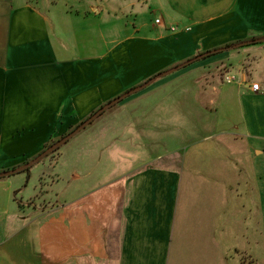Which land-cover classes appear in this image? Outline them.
Returning a JSON list of instances; mask_svg holds the SVG:
<instances>
[{
  "label": "crops",
  "instance_id": "0c3cea01",
  "mask_svg": "<svg viewBox=\"0 0 264 264\" xmlns=\"http://www.w3.org/2000/svg\"><path fill=\"white\" fill-rule=\"evenodd\" d=\"M168 4L166 18L176 22V32L166 34L162 29L154 36H128L115 44L112 52L126 50L129 65L135 67L125 71L124 66L110 68L106 46L92 55L86 30L91 32L92 13L102 14L103 7L90 6L82 12L72 10L69 0H0V172L23 165H13L15 157L4 154L31 148L40 133L45 137L41 135L39 146L66 133L67 127L84 122L135 86L137 76L139 81H149L203 53L264 37V0H168ZM229 51L174 72H180L178 77L158 82L173 73L157 78L152 83L157 84L121 106L127 109L193 72L201 73L202 82L221 74L223 68L232 70L234 57L241 56L239 85L226 83L218 89V104L230 125L199 140L192 133L191 144L183 152L178 147L139 166L122 165L115 176L111 173L112 179L98 184L90 179L92 169L86 168L84 192L51 210L48 238L40 223L39 213L44 210L34 201L28 209L35 217L8 235L14 218L25 215V206L11 214L7 205L11 199L0 183L1 261L247 264L251 245L237 240L238 234L251 231L254 192L260 194L259 211L264 214V45ZM213 66L216 74L211 72ZM113 80L116 83L109 85ZM254 82L260 83V91L252 90ZM71 111L77 115L68 117ZM174 113L155 108L153 120L186 116ZM60 117H66L68 126L52 127ZM211 138L214 143L200 144ZM61 217L67 218V225Z\"/></svg>",
  "mask_w": 264,
  "mask_h": 264
},
{
  "label": "rangeland",
  "instance_id": "374dc122",
  "mask_svg": "<svg viewBox=\"0 0 264 264\" xmlns=\"http://www.w3.org/2000/svg\"><path fill=\"white\" fill-rule=\"evenodd\" d=\"M69 1L72 3V10L75 11H89L90 6L104 8L102 14L92 13L91 24L89 25L91 32H88V28L86 31L92 41V55H96L97 50L101 52L105 46L109 50L110 68L124 66L125 71L135 69L134 66L129 65L130 58L127 56L126 50L112 52L115 44L120 40L128 36H139L141 34L149 37L154 36L163 31L162 29L165 30L166 34H172V27L174 25L176 27V22H170L166 18L168 0ZM158 19L161 24H157L156 20ZM80 28L77 22V29L80 30ZM140 28L143 32L137 33ZM178 28L181 29L180 26ZM85 36L88 39V35ZM259 45H264V43ZM251 47L253 46H247L243 49ZM131 55L133 56V53ZM220 55L218 54V56ZM214 57H217V55L202 61H208ZM242 60L244 59L241 56L234 57L232 70L223 68L221 74L218 72L217 76L210 77L202 82L199 80L201 77L200 72H193L181 78H176L168 87L142 97L135 104L126 107L127 109L122 108V102L106 111L59 150L34 165L30 170V175L21 172L10 177L1 178L0 183H4L2 192L8 201L11 199L10 203L7 201L8 210L11 211V214L17 213L15 209L22 207L21 204L25 206V212L23 211L25 215L22 218L19 217V220L14 218L15 224H12L13 228L10 227L8 230V235L14 231L15 227L19 228L20 223H29L35 217L28 209V206L33 203L31 201H34L40 209L44 210V212L39 213L41 216L40 223L46 232V234L42 232L43 238L44 234L48 238L47 231L50 232V228L52 229L54 216L51 214V210L67 204L72 197L84 192L85 174L88 173L89 168L93 171V176L90 177L91 181L94 184L96 180L98 184L106 179H112L111 177L117 174V169L122 165L126 166V164L131 163L139 166L144 161L151 160L154 157L167 156L172 151L178 150V147H181L183 152L191 144L192 133H195V136H198L196 139L199 140L203 136L205 138L211 134L213 135L220 128L230 125L224 119L226 111L218 104V102L220 103L218 89L228 86L225 81L226 76H235L237 81L233 85H239L243 77L240 70ZM195 64L197 65V63ZM210 66L212 65L210 64ZM215 70L216 66H213L212 74H216L217 71ZM178 73H174L167 78H160L158 82L178 77ZM140 77L134 78L136 85L130 87L127 91L148 82L139 81ZM113 83H116V81H111L109 85H113ZM139 83L140 85H138ZM120 95H117V97ZM117 97H114V99ZM155 103L156 105H154ZM155 108L167 109L172 114L175 112L174 114L180 113L186 116H181L182 119H180L178 118L179 115H175L171 121H156L153 120ZM60 109L62 114L65 108L61 106ZM69 115L74 116L77 114L71 111L67 113L68 117ZM73 124L68 129L66 117L58 118L52 127H67L66 133H62L56 138L50 137V140L54 138V142L59 141L63 135L68 134L69 130L80 123L75 122ZM39 135L36 144L31 148L27 149L25 147L17 154L11 155L8 153L9 155H4L15 157L12 159V161H16L13 164L15 166L24 164L28 160L33 161L44 152L45 144L49 142L47 140L42 146H39V139L42 136L45 137L41 133ZM54 136H56L55 133ZM213 141V138H211L210 142H201L200 144L203 146L210 145V143H214ZM118 147L123 151L122 153L117 152ZM125 152L127 153L124 155ZM7 161L9 162L10 159L4 160V163H8ZM86 168L88 169L86 170ZM111 173L114 175L112 176ZM253 198L251 231L247 232V235L238 234L237 242L239 244L245 242L247 247H250L248 244L251 245L248 251L250 254L246 259L247 264H264V214L259 211L260 194L254 192ZM12 217H10L11 220H13ZM60 220L62 224L63 221H65V225L68 224L67 218L61 217ZM63 239H65L64 236L60 240L62 243L64 242ZM3 258V256H0V264L1 262L4 264V261H1Z\"/></svg>",
  "mask_w": 264,
  "mask_h": 264
},
{
  "label": "water",
  "instance_id": "95a60500",
  "mask_svg": "<svg viewBox=\"0 0 264 264\" xmlns=\"http://www.w3.org/2000/svg\"><path fill=\"white\" fill-rule=\"evenodd\" d=\"M252 43H264V37H261L255 41H243L240 42L238 44H236L235 46L231 47L230 49L228 48H220V49H215L212 51H209L207 53H203L201 55H198L197 57H194L193 59H190L189 61L173 68L170 69L164 73H161L159 77H166L169 76L171 74H173L174 72H177L180 69H183L187 66H190L192 64H195L201 60H204L208 57H211L213 55H217L223 52H227L229 50L232 49H241L245 46H248ZM157 79V77L149 80L148 82H146L143 85H140L138 87H135L134 89H131L129 91H127L126 93L120 95L119 97L113 99L112 101H110L109 103L105 104L104 106H102L100 109H98L93 115H91L87 120H85L83 123L79 124V126H77L72 132H70L69 134H67L65 137H63L62 139H60L59 141H57L56 143H54L53 145H51L47 150H45L39 157H37L36 159H34L33 161H30L29 163H27L26 165H22L18 168L9 170V171H5L0 173V178H5V177H10L16 174H19L27 169H30L31 167H33L34 165H36L37 163H39L43 158H45L47 155L57 151L58 149H60L62 146H64L66 143H68L71 139H73L74 137H76L79 133H81L83 130H85L88 126H90L94 121H96L100 116H102L106 111L110 110L111 108H113L114 106L120 104L121 102H123L124 100H126L127 98L145 90L146 88H148L155 80Z\"/></svg>",
  "mask_w": 264,
  "mask_h": 264
},
{
  "label": "trees",
  "instance_id": "16d2710c",
  "mask_svg": "<svg viewBox=\"0 0 264 264\" xmlns=\"http://www.w3.org/2000/svg\"><path fill=\"white\" fill-rule=\"evenodd\" d=\"M257 39H259V38H252V39H250V40H248V41H255V40H257ZM240 43V42H239ZM236 44H238V43H236ZM236 44H232V45H228L227 47H224V48H228V49H230L231 47H233V46H235ZM259 44H262V43H252V44H250V45H248V46H257V45H259ZM245 47H247V46H245ZM244 48V47H243ZM237 50V49H236ZM214 56V55H213ZM208 58H210V57H208ZM207 58V59H208ZM160 74L161 73H159V74H156L155 76H153V77H151V79H153V78H155V77H157V78H159V76H160ZM151 79H149V80H151ZM125 101V100H124ZM123 101V102H124ZM122 103V102H121ZM101 108V107H100ZM99 108V109H100ZM97 111V110H96ZM95 111V112H96ZM94 112V113H95ZM93 113V114H94ZM92 114V115H93ZM81 123H83V122H80V124ZM77 126H79V125H77ZM77 126H75L74 128H72L71 130H69L68 131V134L70 133V132H72ZM67 134H65V135H63L62 137H61V139L63 138V137H65ZM54 143H56V142H54V138H52L48 143H46V145H45V150H47L51 145H53ZM44 150V151H45ZM59 150V149H58ZM56 152V151H55ZM52 154V153H51ZM50 155V154H49ZM49 155H47V156H49ZM46 156V157H47ZM30 162V160H28L27 162H25L23 165H26L27 163H29ZM32 168V167H31ZM31 168L30 169H27V170H25V171H23V172H25V173H28V175H30V170H31ZM15 169V168H14ZM0 173H2V172H0ZM1 179V178H0Z\"/></svg>",
  "mask_w": 264,
  "mask_h": 264
},
{
  "label": "built area",
  "instance_id": "2783aa9c",
  "mask_svg": "<svg viewBox=\"0 0 264 264\" xmlns=\"http://www.w3.org/2000/svg\"><path fill=\"white\" fill-rule=\"evenodd\" d=\"M156 22H157V24H161V21L159 19L156 20ZM171 30L173 32H176L178 29L176 27H173ZM225 81H226V83L231 84V83L236 82L237 78L235 76H226ZM251 88L254 92H258V91H260L261 85L258 82H256V83L254 82L251 84Z\"/></svg>",
  "mask_w": 264,
  "mask_h": 264
}]
</instances>
